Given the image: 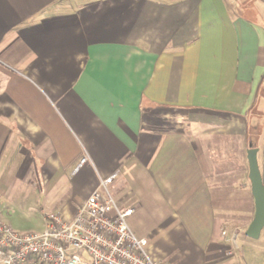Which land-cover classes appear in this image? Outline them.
Segmentation results:
<instances>
[{"label":"crops","instance_id":"1","mask_svg":"<svg viewBox=\"0 0 264 264\" xmlns=\"http://www.w3.org/2000/svg\"><path fill=\"white\" fill-rule=\"evenodd\" d=\"M0 60V216L30 197L39 231L115 173L153 260L238 264L249 143L264 184V0H0Z\"/></svg>","mask_w":264,"mask_h":264},{"label":"built area","instance_id":"2","mask_svg":"<svg viewBox=\"0 0 264 264\" xmlns=\"http://www.w3.org/2000/svg\"><path fill=\"white\" fill-rule=\"evenodd\" d=\"M87 161L84 154L74 171ZM115 177L101 179L72 216L45 213L39 231L19 232L0 219V264H159L149 256L147 240L128 225L133 209L119 208L113 197L109 186ZM226 241L236 247L237 233Z\"/></svg>","mask_w":264,"mask_h":264},{"label":"rangeland","instance_id":"3","mask_svg":"<svg viewBox=\"0 0 264 264\" xmlns=\"http://www.w3.org/2000/svg\"><path fill=\"white\" fill-rule=\"evenodd\" d=\"M255 139V138H253ZM4 194L0 190V203L4 202ZM25 200V201H23ZM23 200L19 198H9L7 205L5 204L3 208V213H1V220L10 225V227L19 232L35 231L38 228H34L38 225V219L34 216L32 199L30 197H25ZM241 226H236L235 231L237 233L236 247L233 244H229L228 251L231 252V256L236 254L238 264H264V250L256 247V244L261 245L260 239H251L244 235V233L238 237L239 228ZM41 229V228H40ZM231 235V234H230ZM229 237V236H228ZM240 239L248 240L250 243H243Z\"/></svg>","mask_w":264,"mask_h":264},{"label":"water","instance_id":"4","mask_svg":"<svg viewBox=\"0 0 264 264\" xmlns=\"http://www.w3.org/2000/svg\"><path fill=\"white\" fill-rule=\"evenodd\" d=\"M248 179L250 192L254 200V215L244 234L251 239H258L264 228V184L257 162V148L248 144L247 149Z\"/></svg>","mask_w":264,"mask_h":264}]
</instances>
